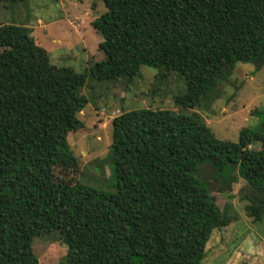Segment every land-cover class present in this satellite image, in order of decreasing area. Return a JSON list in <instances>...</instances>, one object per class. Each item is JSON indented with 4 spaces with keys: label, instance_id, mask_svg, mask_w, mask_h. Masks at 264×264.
Listing matches in <instances>:
<instances>
[{
    "label": "trees",
    "instance_id": "trees-1",
    "mask_svg": "<svg viewBox=\"0 0 264 264\" xmlns=\"http://www.w3.org/2000/svg\"><path fill=\"white\" fill-rule=\"evenodd\" d=\"M27 0H0V2ZM92 25L105 59L99 81L175 73L182 109L204 102L238 62L264 54V0H104ZM0 264H39L36 237L60 231L65 264H202L214 230L232 218L199 175L204 164L252 188L249 216L264 218L261 129L218 139L196 112L135 109L113 120L115 190L56 183L53 167L75 162L68 134L83 126L88 73L51 63L29 27L0 25Z\"/></svg>",
    "mask_w": 264,
    "mask_h": 264
},
{
    "label": "rangeland",
    "instance_id": "rangeland-1",
    "mask_svg": "<svg viewBox=\"0 0 264 264\" xmlns=\"http://www.w3.org/2000/svg\"><path fill=\"white\" fill-rule=\"evenodd\" d=\"M107 11L104 0H27L0 2V25L27 26L51 63L88 73L82 93L89 98L78 117L83 126L68 134L75 156L71 164L53 167L54 182H78L114 191L116 178L111 155L113 120L135 109H171L196 112L220 140L238 142L243 129H261L264 121V54L250 62H238L221 79L210 96L194 109L179 108L174 96L186 90V82L171 72L143 66L141 74L116 81H99L90 69L106 55L100 49L103 36L92 22ZM4 48L0 47V53ZM263 150L262 142L250 145ZM198 175L209 183L219 207L232 218L229 225L213 231L202 264H264V218L249 216L246 205L251 186L236 172L230 179L217 175L209 164ZM39 264H65L68 240L60 231L38 236L33 243Z\"/></svg>",
    "mask_w": 264,
    "mask_h": 264
},
{
    "label": "water",
    "instance_id": "water-1",
    "mask_svg": "<svg viewBox=\"0 0 264 264\" xmlns=\"http://www.w3.org/2000/svg\"><path fill=\"white\" fill-rule=\"evenodd\" d=\"M264 259V258H263Z\"/></svg>",
    "mask_w": 264,
    "mask_h": 264
}]
</instances>
